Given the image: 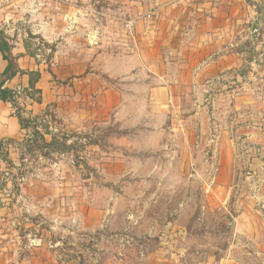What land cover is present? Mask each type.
I'll list each match as a JSON object with an SVG mask.
<instances>
[{"label": "crops", "instance_id": "1", "mask_svg": "<svg viewBox=\"0 0 264 264\" xmlns=\"http://www.w3.org/2000/svg\"><path fill=\"white\" fill-rule=\"evenodd\" d=\"M0 32L24 73L3 88L22 85L29 92L27 73L40 74V94L19 103L24 119L46 128L47 143L54 137L51 117L65 130L112 125L172 148L179 147V134H200L196 145L221 151L223 176L214 192L227 191L233 180L226 173L235 149L261 150L251 166L264 165V0H70L59 12L51 0H0ZM8 67L0 52V80ZM226 102L234 108L214 107ZM15 111L0 100V142L12 141L9 159L30 133ZM33 192L28 196L37 199ZM10 193L9 184L0 190V264H20L22 210ZM184 256L160 252L146 261L183 264Z\"/></svg>", "mask_w": 264, "mask_h": 264}, {"label": "rangeland", "instance_id": "2", "mask_svg": "<svg viewBox=\"0 0 264 264\" xmlns=\"http://www.w3.org/2000/svg\"><path fill=\"white\" fill-rule=\"evenodd\" d=\"M50 120L57 146L69 152L46 149V128L34 123L22 152L0 158V190L9 184L22 210L20 264H148L146 256L160 252L183 253V264H264V165L251 166L261 150L235 149L226 173L233 180L214 192L221 151L196 145L200 134H179V147L164 149L116 126L77 133Z\"/></svg>", "mask_w": 264, "mask_h": 264}, {"label": "trees", "instance_id": "3", "mask_svg": "<svg viewBox=\"0 0 264 264\" xmlns=\"http://www.w3.org/2000/svg\"><path fill=\"white\" fill-rule=\"evenodd\" d=\"M0 52L3 55V58L9 62V67L7 68L5 74L2 76V79L0 80V100L3 102H9L12 103L15 107V114L18 116L21 126L25 130H29L31 126H33V122H31L29 119H24L23 112L24 108L21 107L20 103L15 100L13 92L3 88L6 81L12 79L15 77L18 73L24 74L23 72H20L17 70L14 66L13 59L11 58V49L7 43L6 37L3 33L0 32ZM30 76V87L31 91H27L26 95H28L30 98L34 99L36 95H39V91L36 90L37 82L40 80V74L39 73H27ZM38 102H41V97L36 99ZM43 143L44 147L52 152H62L67 153L70 151V147L67 145L57 146V140L53 138L51 143H47L44 138ZM12 143V141H1L0 142V155H4L5 158H9V153L5 151V148H8V146ZM31 150V149H29ZM32 151V150H31Z\"/></svg>", "mask_w": 264, "mask_h": 264}, {"label": "built area", "instance_id": "4", "mask_svg": "<svg viewBox=\"0 0 264 264\" xmlns=\"http://www.w3.org/2000/svg\"><path fill=\"white\" fill-rule=\"evenodd\" d=\"M51 1L54 3V10L57 12L61 11L63 7H65L66 5L70 3V0H51ZM143 18L151 19L152 15L148 14L144 16ZM134 25H135V21H129L126 23V27L130 30L134 28ZM39 46L41 48H44V46L40 44ZM42 52L50 53L46 51L45 49H41L40 54H42ZM26 92H27L26 89L22 85H18L17 87H15V89L13 90V95H14L15 100L18 102H21L22 99L26 96Z\"/></svg>", "mask_w": 264, "mask_h": 264}]
</instances>
